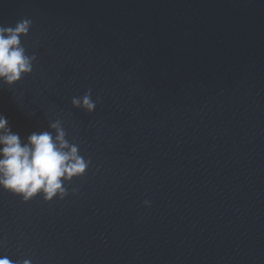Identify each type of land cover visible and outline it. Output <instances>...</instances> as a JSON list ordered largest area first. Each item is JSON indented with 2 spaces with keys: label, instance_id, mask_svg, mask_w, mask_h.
<instances>
[{
  "label": "water",
  "instance_id": "95a60500",
  "mask_svg": "<svg viewBox=\"0 0 264 264\" xmlns=\"http://www.w3.org/2000/svg\"><path fill=\"white\" fill-rule=\"evenodd\" d=\"M22 19L36 59L0 114L23 142L60 121L91 163L63 200L0 189V255L264 264V0H0Z\"/></svg>",
  "mask_w": 264,
  "mask_h": 264
},
{
  "label": "clouds",
  "instance_id": "9594fccd",
  "mask_svg": "<svg viewBox=\"0 0 264 264\" xmlns=\"http://www.w3.org/2000/svg\"><path fill=\"white\" fill-rule=\"evenodd\" d=\"M32 21L22 19L14 27L0 25V81L13 85L33 71L35 56L25 54L20 37L28 35ZM97 101L91 98V90L82 97H73L71 104L92 113ZM50 131L32 132L23 142L14 133L7 118L0 114V189L19 196L28 202L41 196L45 202L54 198L63 200L68 191L65 182L85 174L91 163L79 154V145L69 143L60 121L50 124ZM75 191V190H74ZM150 206V201H144ZM0 264H32L31 260H11L0 255Z\"/></svg>",
  "mask_w": 264,
  "mask_h": 264
}]
</instances>
